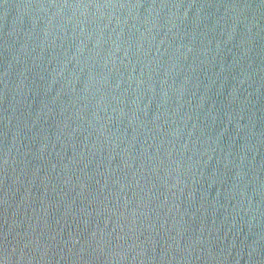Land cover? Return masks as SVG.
I'll use <instances>...</instances> for the list:
<instances>
[{"label": "water", "instance_id": "obj_1", "mask_svg": "<svg viewBox=\"0 0 264 264\" xmlns=\"http://www.w3.org/2000/svg\"><path fill=\"white\" fill-rule=\"evenodd\" d=\"M0 264H264V0H0Z\"/></svg>", "mask_w": 264, "mask_h": 264}]
</instances>
